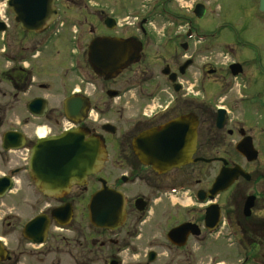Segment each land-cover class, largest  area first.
Returning <instances> with one entry per match:
<instances>
[{
    "label": "flooded vegetation",
    "instance_id": "af4514ba",
    "mask_svg": "<svg viewBox=\"0 0 264 264\" xmlns=\"http://www.w3.org/2000/svg\"><path fill=\"white\" fill-rule=\"evenodd\" d=\"M7 1L0 0V264H24L17 247L21 241L34 245L38 236L27 234L28 240L23 232L37 215L45 226L39 253L58 255L62 263L121 264L125 250L143 264L191 262L207 236L225 231L232 264H264V80L252 81L243 56L253 42L242 32L229 37L218 30L230 28V14L217 16L208 0H178L182 12L176 16L165 8L172 0H149L142 16L134 0H55L51 22L31 31ZM238 1L247 25L255 12L264 15L258 0L254 7L253 0ZM156 15L179 19L180 31L158 40L149 27ZM101 38L108 41L92 48ZM153 45L179 49L181 64L164 60L155 71L162 59L148 52ZM219 51L230 55L223 66L209 57ZM220 109L225 112L217 127ZM72 130L97 140L85 176L62 183L34 176L33 149ZM188 131L194 147L187 145ZM142 136L143 143L135 141ZM246 136L259 167L235 150ZM233 152L249 180L239 177L208 200L220 169L240 165ZM40 155L39 165H49L51 154ZM211 204L218 206L211 211L217 220L207 222ZM97 213L105 226L94 224Z\"/></svg>",
    "mask_w": 264,
    "mask_h": 264
},
{
    "label": "water",
    "instance_id": "95a60500",
    "mask_svg": "<svg viewBox=\"0 0 264 264\" xmlns=\"http://www.w3.org/2000/svg\"><path fill=\"white\" fill-rule=\"evenodd\" d=\"M55 0H8L7 4L12 9L15 14V19L20 23V25L27 30H36L42 27L46 22L50 21L51 18L55 16V8H54ZM259 11L264 12V0H259ZM108 40L103 38L99 42H94L92 44V48L99 47V45H103ZM107 56L110 57L109 52H107ZM186 65H182L179 68L180 72H183V69ZM164 74L169 73L168 67L163 70ZM170 80H174V74H171ZM222 119L220 118L221 125ZM145 136H142L135 141L141 142L144 140ZM194 135L192 132L188 131L187 134V145L188 147H194L195 142H193ZM97 140L90 139L86 140L85 135L79 134L77 131L72 130L65 132L59 137L50 138L47 140H43L39 144V148H35L32 151L30 158V170L34 176H39V178L47 182L51 181H59L63 182L69 176L75 174L77 178H83L85 176V168L84 162L90 158V154L93 153V149L96 146ZM146 150L147 147H145ZM163 152L169 151L168 146H163L161 148ZM237 152H239L242 156L246 157L248 160H254L257 157V152L253 150L250 138H243L241 142H239L236 146ZM42 152H48L51 155L46 157L45 160H49L50 164L47 165L44 163L43 166L39 165V159H44ZM185 150L179 151L177 154L180 156H184ZM193 152V148H190L187 151V158L191 156ZM140 159L143 162L149 163L151 160H146L144 156L139 155ZM186 160V159H185ZM52 161V162H51ZM239 176H242L246 179H249V175L246 174L242 168L238 165L233 168H222L216 177L214 183L211 188L208 190L209 199H213L214 196L221 191L226 190ZM109 193L110 198L115 197L112 195V191L110 189H104ZM104 191V192H105ZM204 194V193H203ZM101 192L94 196V199L101 198ZM200 198L203 199L201 196ZM121 201V198H119ZM251 198L248 197L246 203L244 205V212L247 214L249 208L251 207L250 203ZM121 206V203H120ZM215 207V206H212ZM111 208V207H110ZM213 209V208H212ZM209 210V209H208ZM100 213H97V216L94 217V224L97 226H105L102 221ZM107 214H110L109 212ZM104 216V215H103ZM212 218L213 221L217 220V215L210 210L206 213L207 222ZM211 220V221H212ZM41 218L39 215L31 219L25 226L23 234L27 236L30 234L32 236H38L34 242L39 243L42 242V238L39 240V231L44 232L45 226H39L41 222ZM183 227L177 228L173 232H177L182 230ZM31 238L30 236H27ZM115 264V263H110Z\"/></svg>",
    "mask_w": 264,
    "mask_h": 264
},
{
    "label": "rangeland",
    "instance_id": "374dc122",
    "mask_svg": "<svg viewBox=\"0 0 264 264\" xmlns=\"http://www.w3.org/2000/svg\"><path fill=\"white\" fill-rule=\"evenodd\" d=\"M107 3L111 4L110 0H105ZM124 1V0H123ZM127 1V0H126ZM259 1V0H258ZM135 6L139 7L140 16L146 14L150 11V1L149 0H134ZM252 2V1H251ZM211 10L214 13L224 18L225 15L231 16L232 22L227 21L230 24V28H222L218 29L221 31L222 36H229L232 37L233 33H240L242 35L250 39L253 42V48L251 51H245L243 56L248 60L247 68L251 71L252 81L258 80L261 82L264 80V15H260L255 12V17H253L252 24L247 25V21L240 20L238 10V0H214V6L212 5V0H208ZM188 4H191V0L188 1ZM251 7H254V0L250 4ZM167 11H170L169 16L179 15L182 12L181 1L172 0L170 3L165 5ZM4 9L3 5H0V10ZM212 11V12H213ZM163 17V16H162ZM160 17L156 15L151 20V24L149 25L150 29L153 31L154 35L159 38L162 36V39H166L167 36H174L175 33L180 31V22L179 19H174L173 17ZM217 28L214 24V29ZM207 28H204L206 30ZM247 33V34H245ZM169 43V42H168ZM165 45V43H164ZM257 48H256V46ZM161 45H153L149 47V53H160L162 61H158L156 65L153 66L154 70H161L163 66V61H169L171 64L170 66L174 65L179 66L182 62V58L180 56V50L177 49V53L173 51H164L161 49ZM214 61L218 62V66H223L220 63H228L230 60V55L227 53H222L219 51L217 54L209 55ZM160 75V73H158ZM256 84V83H255ZM257 85V84H256ZM96 116L95 113H93ZM233 116H238L233 114ZM100 117V116H99ZM101 120H106V118L102 117ZM264 138V136H261ZM222 154V152H220ZM233 158L236 159L237 162L242 163V159L238 157L236 153H232ZM259 156V155H258ZM264 158V148L261 150L260 160ZM259 157L252 161H254L253 166H261V162ZM246 186L249 183L244 184ZM237 196V195H236ZM31 213H27V216H30ZM225 231H222L219 236H207L205 239L204 247L199 250L198 256H196V261H185V260H178L174 262H162L156 261L152 264H232L235 261H232L231 256L229 254L228 244H230V240L227 235L224 234ZM33 247V248H32ZM14 248V246H13ZM20 249V252L23 254L22 261L24 264H103V263H84V262H73L70 261L68 263L58 262V255L54 256L55 254H51L49 256H44L39 253V245H26L23 241H21L20 246L17 247V250ZM43 249V248H42ZM243 252V251H242ZM137 254L133 253L130 250H125L121 256L122 263L121 264H143L139 263L138 258H136ZM53 258V259H52ZM51 262V263H50Z\"/></svg>",
    "mask_w": 264,
    "mask_h": 264
}]
</instances>
